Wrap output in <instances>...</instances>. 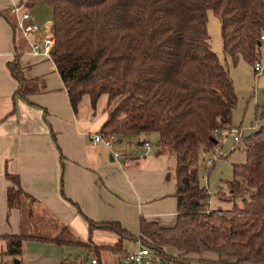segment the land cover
I'll return each mask as SVG.
<instances>
[{
  "label": "trees",
  "instance_id": "1",
  "mask_svg": "<svg viewBox=\"0 0 264 264\" xmlns=\"http://www.w3.org/2000/svg\"><path fill=\"white\" fill-rule=\"evenodd\" d=\"M42 1L53 13L51 60L74 111L86 96L93 110L106 96L100 133L121 142L155 132L157 155L175 159L176 224L167 228L143 218V244L179 264H191L189 255L205 252L217 254L216 264H264V126L242 137L246 157L233 166L227 184L230 209H208L210 195L199 182L201 156L212 151L214 131L230 128L237 102L231 78L208 41L207 11L221 23L223 52L233 63L241 58L254 66L261 57L264 0ZM8 67L19 84L16 95L26 99L41 90L37 80L26 77L18 56ZM7 177L15 185L8 189L11 210L19 208L25 192L18 175ZM237 199H244L242 207ZM104 226L135 239L119 223ZM0 239L6 243L3 255L15 259L29 239L62 244L24 235ZM166 247L178 253L170 255Z\"/></svg>",
  "mask_w": 264,
  "mask_h": 264
},
{
  "label": "crops",
  "instance_id": "2",
  "mask_svg": "<svg viewBox=\"0 0 264 264\" xmlns=\"http://www.w3.org/2000/svg\"><path fill=\"white\" fill-rule=\"evenodd\" d=\"M22 4H29L30 11L35 5L31 7L32 0H0V13L8 15L0 16V236L62 241H25L20 264H66L69 247L100 253L101 258H94L98 264H120L137 248L143 218L162 227L175 226V177H170L175 159L143 150L141 141L137 148L130 147L133 154L117 148L127 153L119 163L104 143L93 142L107 113L97 118L74 111L54 62L33 52L37 37L26 39L20 33L18 39L13 9ZM51 24L53 18L46 26ZM17 56L26 77L41 85L26 99L16 95L19 84L8 67ZM7 174L18 175L25 192L19 208L11 210L8 189L15 185ZM112 222L135 239L104 226ZM127 244L135 249L130 251ZM5 247L0 239V264L9 261L3 255ZM166 252L178 253L173 247H166ZM188 257L191 264L218 260L212 252Z\"/></svg>",
  "mask_w": 264,
  "mask_h": 264
},
{
  "label": "rangeland",
  "instance_id": "3",
  "mask_svg": "<svg viewBox=\"0 0 264 264\" xmlns=\"http://www.w3.org/2000/svg\"><path fill=\"white\" fill-rule=\"evenodd\" d=\"M29 12L43 29V36L51 34L52 24L48 26L50 30L46 28L47 21L53 18V13L49 6L42 0H37L35 1L34 9L32 11L29 9ZM207 32L211 49L216 53L220 63L227 70L237 95L236 106L231 114L230 128L240 129L243 138L249 137L260 127L264 126V51L263 49L261 50V57L258 61L262 71L255 73L254 66L241 58L236 63H233L232 59L223 52L221 23L211 10L207 11ZM17 36L21 40L19 31ZM107 102V97H102L97 108L93 110L90 98L86 96L82 100L79 109L86 116L93 117L97 114L98 118L105 112ZM230 128L220 131L216 136V141L221 147L222 156L213 165L208 166L206 164L210 152L201 156L199 182L210 195L208 209H230L234 204V202L226 201L228 198L227 184L233 179V166L245 163L246 153L243 140L235 143L233 136L229 133ZM158 140L159 135L152 132L139 136L124 137L121 142L116 143V146L118 149H126L133 154L130 147L137 148L141 141H147L154 153ZM141 148L148 151L146 147L142 146ZM170 173L173 175L170 177L174 179V171L171 170ZM218 193L219 196L217 195ZM244 199L248 200V197L246 196ZM244 199L235 201L238 207L244 205ZM125 246L129 247L130 251L135 249L129 244ZM66 250L68 254H71V256L70 254L67 256L66 264H92V260L95 257L101 258L100 253L89 251L83 247H69ZM6 258L9 260V264H15V261H20L18 258L15 259L10 256Z\"/></svg>",
  "mask_w": 264,
  "mask_h": 264
},
{
  "label": "built area",
  "instance_id": "4",
  "mask_svg": "<svg viewBox=\"0 0 264 264\" xmlns=\"http://www.w3.org/2000/svg\"><path fill=\"white\" fill-rule=\"evenodd\" d=\"M13 14L16 17L17 30L20 31L22 36L26 39H30L35 36L37 37V40L32 44L33 52L42 57L51 59V53L54 51L56 44L53 33L51 32V34L45 37L43 36V29L30 14L27 4L15 6ZM46 28L49 29L48 26ZM260 41V48L264 51V34L261 35ZM254 71L255 73H260L262 71V67L258 62L254 65ZM229 133L233 136L235 143H239L242 140L240 129L230 128ZM217 134H219V131L213 132L215 139ZM92 139L94 143H104L111 150L114 159L119 163H122L123 158L127 155L126 152H122L117 149L116 143H118V141L115 136H105L104 134L99 133L94 135ZM144 146L147 149H150L149 143H145ZM221 156V147L216 141L206 164L208 166L213 165ZM136 243L137 248L127 253L123 257L120 264H179L178 262L162 256L159 252L151 249L150 247L145 246L142 238H138ZM92 264H98V261L94 259L92 260Z\"/></svg>",
  "mask_w": 264,
  "mask_h": 264
},
{
  "label": "water",
  "instance_id": "5",
  "mask_svg": "<svg viewBox=\"0 0 264 264\" xmlns=\"http://www.w3.org/2000/svg\"><path fill=\"white\" fill-rule=\"evenodd\" d=\"M53 25V24H52ZM216 143V142H215ZM140 145H142L141 143H140ZM15 264H20V261H15Z\"/></svg>",
  "mask_w": 264,
  "mask_h": 264
}]
</instances>
